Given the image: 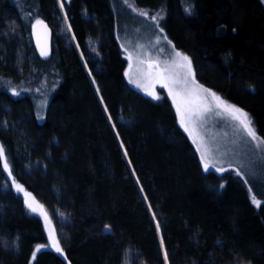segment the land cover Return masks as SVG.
<instances>
[{"label": "trees", "instance_id": "16d2710c", "mask_svg": "<svg viewBox=\"0 0 264 264\" xmlns=\"http://www.w3.org/2000/svg\"><path fill=\"white\" fill-rule=\"evenodd\" d=\"M135 1L166 9L197 80L264 137V2ZM62 4L0 0V144L11 170L0 164V264H264L263 178L205 171L173 98L131 87L113 0ZM37 20L53 30L48 60ZM13 179L45 205L66 257L32 259L46 232Z\"/></svg>", "mask_w": 264, "mask_h": 264}, {"label": "rangeland", "instance_id": "374dc122", "mask_svg": "<svg viewBox=\"0 0 264 264\" xmlns=\"http://www.w3.org/2000/svg\"><path fill=\"white\" fill-rule=\"evenodd\" d=\"M113 1L117 16V37L128 61L126 77L132 88L154 101H161L163 99V93L166 92L168 94V90L162 88L160 83H155L153 88L148 80L142 78L143 72L146 70L147 65L141 64L140 61L147 59L159 61L163 67L164 64L170 63L173 59H175L174 54L178 51L190 59L196 84L203 86L205 89H209L211 92H215L224 101L234 105L225 99L221 94L204 86L197 80L191 56L187 52L179 49L167 32L165 26V8L152 11L139 7L135 0H117V2L116 0ZM262 1L264 2V0ZM59 2L62 4V0H59ZM140 11L146 12L148 15L141 16L139 15ZM156 13H160L162 17L158 18V23L154 22L152 19V15ZM160 29H163V31L161 32ZM157 40H159V43H157ZM161 48L163 49L162 52L159 51ZM129 53L132 54L131 60L128 59ZM129 65H131V67H129ZM183 71L186 73L187 70L185 69ZM130 78L132 80H137L142 84L149 85L147 91L154 90V92L161 98L159 100L153 99L152 96L147 94L145 88H138L135 83H131ZM200 95L204 96L205 94L201 92ZM49 103L50 99H48V97L44 98L42 101L40 100L37 103L38 110L36 108V112L40 121H44L46 119ZM180 106L183 110L184 105L181 104ZM234 106L242 109L248 114L257 131L253 117L243 108L237 105ZM217 111L222 112V110ZM183 127L187 129L186 131L192 139L200 155V158L202 152L205 153L206 160L209 163V171H214L213 166L226 168L228 171L231 169H239L243 173L242 176L245 178H256L257 176L259 177L258 179H260V181L263 178L264 182V149L256 147L255 142L250 141L246 133L240 128L239 124L231 120L227 114H209L206 117L205 123L197 124L195 127H193L192 124H186L183 125ZM190 132L192 133L191 135L189 134ZM202 162L204 164L205 161ZM226 172L227 171L216 173L223 174ZM32 196L35 198L36 202L43 206L50 221L49 223H46L43 216L31 213L26 206L28 214L40 218L44 224L46 240L38 245H46V247L42 248L40 251L50 249L56 252L54 248L49 246L51 244L49 232H52L59 240L56 228L54 226V221L45 205L41 203L33 194ZM60 246L63 249L61 243ZM58 254L66 257L64 250L63 254ZM37 255L38 252L36 253V256Z\"/></svg>", "mask_w": 264, "mask_h": 264}, {"label": "snow or ice", "instance_id": "6c2138e0", "mask_svg": "<svg viewBox=\"0 0 264 264\" xmlns=\"http://www.w3.org/2000/svg\"><path fill=\"white\" fill-rule=\"evenodd\" d=\"M61 7H63V4H61ZM139 15L146 16L148 13L140 11ZM158 18H162L160 13L152 15V19L156 23H158ZM36 24L43 25V21L37 20ZM45 27L47 26L45 25ZM160 31L162 32L163 29H160ZM157 43H159V40H157ZM159 51L162 52L163 49L161 48ZM47 54L46 50L41 49V55L46 56ZM174 55L175 59H173L170 63L164 64L163 67L159 61H153L151 59L141 60L140 63L147 65L146 70L143 72V79L148 80L153 88L155 83H160L162 88L168 90V95L172 97L174 103L177 104V112L180 114V123L182 125L192 124L193 127H195L197 124L205 123L206 117L209 114H227L231 120L239 124L240 128L246 133L249 140L255 142L256 147L264 149V137H260L258 135L248 114L242 109L227 103L215 92H211L209 89H205L203 86L196 84L190 59L178 51L175 52ZM128 59H132L131 53L128 54ZM129 67H131V65H129ZM185 69L187 70L186 73L183 71ZM130 82L135 83L138 88H145L146 91L149 86L142 84L137 80H132L131 78ZM201 92L205 95L201 96ZM13 94L19 95V93L16 92H13ZM147 94L156 100L161 98L154 92V90L147 91ZM181 104L184 105L183 110L181 109ZM217 110H222V112ZM189 134L191 135L192 133L190 132ZM201 160L205 161L203 168L205 171H208L209 163L207 162L206 155L203 152L201 154ZM0 164H2V169L7 172L8 176H11V170L7 161L5 148L2 144H0ZM213 168L216 172L228 171V169L222 167L213 166ZM235 172L238 176L243 175L239 169H235ZM11 185L15 188L17 194L22 196L24 204L31 213L43 216L46 223L50 222L47 212L44 210L42 205L35 201V198L31 193L27 192L21 184L15 181V179L11 181ZM220 187L222 188L223 185H220ZM252 202L257 206L260 204V201H257L254 197L252 198ZM157 227H159L158 222ZM105 231H110V228L106 227ZM49 239L51 241L49 246L54 248L57 253L63 254L60 242L52 232H49ZM44 247H46V245H38L32 254V259H35L36 253ZM164 256L166 259V250L164 252Z\"/></svg>", "mask_w": 264, "mask_h": 264}, {"label": "water", "instance_id": "95a60500", "mask_svg": "<svg viewBox=\"0 0 264 264\" xmlns=\"http://www.w3.org/2000/svg\"><path fill=\"white\" fill-rule=\"evenodd\" d=\"M45 25L47 27H45ZM33 35L38 53L44 60H48L52 57V44H53V30L49 23L43 21V25L35 24L33 27ZM41 49L47 51V55H41Z\"/></svg>", "mask_w": 264, "mask_h": 264}, {"label": "bare ground", "instance_id": "6f19581e", "mask_svg": "<svg viewBox=\"0 0 264 264\" xmlns=\"http://www.w3.org/2000/svg\"><path fill=\"white\" fill-rule=\"evenodd\" d=\"M116 2H117V0H116ZM118 6V5H117ZM119 7V6H118ZM117 9V8H116ZM126 74V73H125ZM202 162V161H201ZM213 171V170H212ZM159 228V227H158ZM163 248V247H162Z\"/></svg>", "mask_w": 264, "mask_h": 264}]
</instances>
